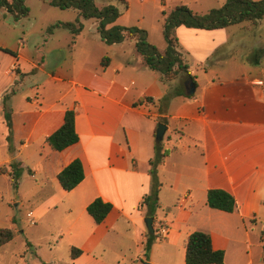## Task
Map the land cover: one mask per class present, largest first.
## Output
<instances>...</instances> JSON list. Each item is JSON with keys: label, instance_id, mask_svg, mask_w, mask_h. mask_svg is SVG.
I'll list each match as a JSON object with an SVG mask.
<instances>
[{"label": "crops", "instance_id": "obj_1", "mask_svg": "<svg viewBox=\"0 0 264 264\" xmlns=\"http://www.w3.org/2000/svg\"><path fill=\"white\" fill-rule=\"evenodd\" d=\"M132 1L95 4L98 9L113 5L121 12L108 28L145 30L148 42L164 53L167 44L159 13L187 6V0H146L155 7L151 21L144 11L133 9ZM40 2L46 11L48 1ZM64 11L74 17L73 22L80 19L83 30L79 35L61 28L49 34L47 26L33 38L34 62L18 53L17 60L6 62L16 64L21 74L35 70L31 75L46 77L20 98L17 107L15 100L25 81L10 99L12 152L3 104L0 107V167L10 171V164L17 162L22 170L16 190L9 173H0L14 193L9 201L18 200V206L23 201L32 203L35 221L38 224L47 218L53 247L64 253L60 261L43 264H185L187 240L195 232L210 236L213 250L225 253L224 264H264V88L252 85L264 82V55L254 65L253 46L246 64H229L239 56L238 49L226 48L231 27L213 31L179 27V49L188 57L184 60L193 81L182 75L164 81L146 66L134 40L106 45L98 34L85 33L88 22L92 21L93 30L98 20H84L73 9ZM240 25L250 34L259 26ZM24 47L22 42V51ZM211 58L214 61L207 64ZM49 64L54 66L50 72L46 70ZM6 69L7 65L0 66V81L8 78ZM15 82L5 85L4 92ZM188 83L194 86L191 96L187 95ZM167 93L173 96L161 111L159 100ZM69 110L75 112L79 141L56 152L46 139L62 126ZM160 123L166 126L161 144L167 155L157 168L160 188L152 226H164L168 234L163 242L153 244L147 258L144 200L152 191L150 161ZM74 160L81 161L84 179L66 192L57 176ZM209 190L231 194L235 211L229 214L209 208ZM96 199L112 205L101 224L87 213ZM2 219L5 224L0 229L12 230L15 219L3 203ZM154 246L159 250L156 260ZM72 249L81 254L71 258ZM22 264L27 263L22 260Z\"/></svg>", "mask_w": 264, "mask_h": 264}, {"label": "trees", "instance_id": "obj_2", "mask_svg": "<svg viewBox=\"0 0 264 264\" xmlns=\"http://www.w3.org/2000/svg\"><path fill=\"white\" fill-rule=\"evenodd\" d=\"M49 6L60 10L73 9L78 11L79 16L84 20H98V33L101 40L106 45L119 44L126 40H134L137 52L143 57L146 66L159 73L164 81H171L177 76L182 75L186 81H193L189 72V66L179 49L176 30L179 27L188 29L213 31L226 29L243 23L261 24L264 22V0H227L225 4L217 9L210 10L204 15L193 13L186 5L174 7L168 14L163 12V38L167 44L164 53L150 44L147 40V32L138 27H120L109 25L113 24L121 15L119 9L113 5H108L98 9L94 0H47ZM124 9L127 4L121 1ZM0 9H4L12 15L15 20L27 17L29 9L25 5V0H0ZM64 29L72 35H79L83 30V24L77 18L75 22H58L47 29V33L52 34L56 29ZM0 51L15 60L18 56L15 52L0 48ZM264 55V49L258 48L253 53V64L259 65L260 58ZM104 63V62H103ZM209 63V61H208ZM207 63V64H208ZM104 66V64H103ZM35 70L31 74H34ZM20 74V73H19ZM24 75V74H22ZM26 76V75H25ZM16 93L11 92L5 95L2 100L4 118L8 128L7 142L9 151L12 141V122L10 99ZM176 94V93H174ZM172 94L167 93L159 100L160 110L165 111L172 98ZM176 96H179L176 95ZM152 102V101H151ZM160 122H164L161 121ZM79 137L75 130V112L69 110L65 113L62 126L46 139V143L56 152H62L67 148L77 144ZM167 153L162 151V144L155 145V156L150 161V175L152 178V191L146 197L144 204L147 207V216L153 217L158 200L160 183L157 177V168L164 162ZM10 172L7 168L1 167L0 173H9L12 187H18V181L22 175L20 164L12 162ZM84 179L83 166L80 160H74L65 167L57 176L61 188L70 192L74 190ZM207 206L211 209L225 213H233L236 209L234 197L226 191L209 190L207 193ZM112 210V205L105 203L101 199H96L87 208V213L96 224H101ZM155 233V231H154ZM14 238L11 229H0V247L8 244ZM156 238L155 234H148L146 242L145 256ZM81 252L77 249L71 250V258H76ZM225 253L221 250L216 251L212 248L211 238L202 232L192 233L187 240L185 251V264H224Z\"/></svg>", "mask_w": 264, "mask_h": 264}, {"label": "rangeland", "instance_id": "obj_3", "mask_svg": "<svg viewBox=\"0 0 264 264\" xmlns=\"http://www.w3.org/2000/svg\"><path fill=\"white\" fill-rule=\"evenodd\" d=\"M28 0L27 8L31 9V14L27 17L21 18L20 20H15L14 17L8 14L4 9H0V48L7 49L12 52L21 54L26 60L34 62L36 56L33 50V38H35L40 32L45 30L47 26L50 27L55 22H73L74 17L67 15V12L57 8H50L47 6L46 11H43L40 8L42 2L47 0ZM109 0H94L97 4L105 3ZM227 0H187L188 8L196 14L204 15L210 10L217 9L222 7ZM259 1V0H253ZM96 5V4H95ZM99 8L100 6H96ZM132 7L135 11H144L146 13V20L151 21L155 15V7L152 2H146L143 0H133ZM171 9L161 11L159 13V20L162 22L163 29V12L168 14ZM92 21L88 22L86 26L85 33L94 32L98 34V27L90 30ZM259 25V24H258ZM229 35L231 36L229 43L227 44V49H238L239 51L238 58L229 64L239 65L246 64L245 60L248 55V51L255 46V49L261 48L264 49V46L259 45L264 43V23L260 26H257V29L250 33H247L243 26L237 25L229 28ZM25 44L24 50L22 51L21 43ZM261 46V47H260ZM181 52V50H180ZM182 53V52H181ZM184 59L188 58L187 55L183 54ZM53 57V56H52ZM54 58V57H53ZM58 58H62L58 56ZM253 58V55H252ZM12 59L9 55L0 52V66L7 65V71L5 75L8 78H3L0 81V95L4 92L5 85H10L16 80L15 84L9 87L6 93L4 92L0 96V107L2 104L3 97L9 95L11 92L17 93L20 87L21 82H26V84L20 89L22 93L18 95V99L15 100V107L19 103L20 98L24 97L26 94L31 93V89L34 86H39L45 80V76L41 73H36L35 76L31 75L32 72L26 76L31 78L25 80V75H22L17 65L13 62H9ZM214 61V58L209 60L208 64H211ZM211 62V63H210ZM4 63V64H3ZM48 64V62H46ZM54 66L47 65L46 70L50 72L51 68ZM22 68L27 70L28 65L25 61H22ZM66 72V69H63V73ZM20 73V74H19ZM6 82V84H5ZM5 167V166H2ZM1 168V167H0ZM6 168V167H5ZM8 170V169H7ZM10 172V171H8ZM8 174V173H7ZM10 189V190H9ZM12 188L8 187L6 179L0 175V195L3 198V201L0 202V207L6 209V212L14 217L15 224L13 226V235L14 238L8 244L0 247V264H22V260L27 264H43L44 262L53 263L55 261H60L61 255H64L63 251L59 253L53 247V233L49 231V224L47 218L42 222L35 221L33 214L31 217H26L31 212V204L23 201L24 204L18 206L19 201L10 202L9 197L13 196ZM30 220V221H29ZM1 224H5V221L0 220ZM34 223L32 225L31 223ZM37 224V225H36ZM36 225V226H35ZM3 226V225H2ZM160 226L154 227L155 235L158 234ZM164 240L154 238V241L151 245V248L148 250L147 258L150 255L153 244L161 243ZM146 245L144 246V250ZM154 258L156 260L159 257V250L154 246ZM159 262V261H156ZM129 264V263H127Z\"/></svg>", "mask_w": 264, "mask_h": 264}, {"label": "water", "instance_id": "obj_4", "mask_svg": "<svg viewBox=\"0 0 264 264\" xmlns=\"http://www.w3.org/2000/svg\"><path fill=\"white\" fill-rule=\"evenodd\" d=\"M193 93H194V86H193L192 83H188V85H187V95L191 96V95H193ZM165 131H166V126L164 124L160 123L158 125L157 131H156L155 141H156L157 144L162 142ZM152 222H153V219L149 218V217H147L144 220L145 227L147 228L149 234H154V229H153V226H152ZM145 264H148V263H145Z\"/></svg>", "mask_w": 264, "mask_h": 264}, {"label": "built area", "instance_id": "obj_5", "mask_svg": "<svg viewBox=\"0 0 264 264\" xmlns=\"http://www.w3.org/2000/svg\"><path fill=\"white\" fill-rule=\"evenodd\" d=\"M143 1H145V0H143ZM252 85L264 88V82L263 81H254V82H252ZM31 215H32V213H29L27 216L31 217ZM31 224L34 225L33 222ZM167 234H168V229L164 226H160L158 234L156 233V238L163 240Z\"/></svg>", "mask_w": 264, "mask_h": 264}]
</instances>
